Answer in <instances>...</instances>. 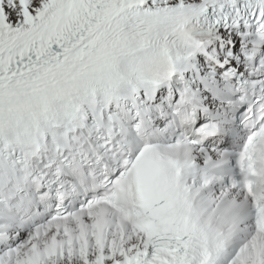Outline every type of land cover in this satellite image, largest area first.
<instances>
[{"label": "snow or ice", "instance_id": "obj_1", "mask_svg": "<svg viewBox=\"0 0 264 264\" xmlns=\"http://www.w3.org/2000/svg\"><path fill=\"white\" fill-rule=\"evenodd\" d=\"M0 264H264V0H0Z\"/></svg>", "mask_w": 264, "mask_h": 264}]
</instances>
